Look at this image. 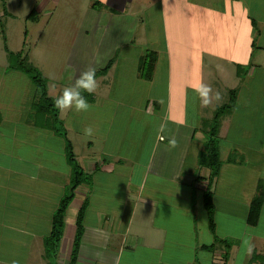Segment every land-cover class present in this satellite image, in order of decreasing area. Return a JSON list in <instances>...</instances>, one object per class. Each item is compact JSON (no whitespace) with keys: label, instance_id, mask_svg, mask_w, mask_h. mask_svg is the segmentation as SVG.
<instances>
[{"label":"crops","instance_id":"1","mask_svg":"<svg viewBox=\"0 0 264 264\" xmlns=\"http://www.w3.org/2000/svg\"><path fill=\"white\" fill-rule=\"evenodd\" d=\"M58 2L59 0H46V5L50 6L49 9L46 8V11L49 12L52 5L56 6ZM62 4L64 6L62 15L66 19L71 17L74 12L78 14V19L84 17L88 20V16H91L100 27H104V23H112L114 19L124 20V17L128 18L132 24L138 21L147 22L149 18L152 19L149 16L156 14L160 32L163 34L158 46L164 48L161 52L167 55V66L164 61L161 62L160 49L148 48L156 53L151 79H142L136 70V80L138 77L145 85L143 86V95L138 96L137 100L129 107L126 105L125 107L130 110L123 112L124 115L121 117L125 120L136 111L138 122L144 115H150L156 119V133L152 148L159 149V157L171 148L169 141L172 138L177 140L178 137H181V141L187 148H190L192 144L196 145L194 148L196 154L200 150L204 138L202 136V141L197 140V137L201 136L197 133L198 130L202 132L204 130L201 125L195 126L194 122L192 124L186 118L200 115L199 117L203 119L199 113L207 108L204 109L199 105L201 109H197V105H191V102L200 103L196 93L192 90V84L202 79L204 83L211 85L214 91H219L223 95L228 89H232L228 84H225V81L227 83L230 80V84L232 81L233 83L240 81L246 84L247 79L250 84L252 81L256 84L264 81V70H262L264 69V0H63ZM33 10L35 11V9ZM8 15L11 16V14ZM37 19L36 15L32 21ZM130 27L127 30H131ZM146 28L150 31L148 23H146ZM116 33L119 35L121 32ZM123 34L128 40L125 39L119 43V39L124 37ZM82 36H87V32H83ZM98 36L101 40L100 44L98 43L95 47L98 51L102 50V42L126 50L140 43V39L136 40V35L129 32H122L121 37H118V42L114 44L106 40L105 32L104 35L103 32H98ZM137 36L139 37V35ZM41 41L42 35L38 33L34 37V47ZM150 44L155 45V42L152 41ZM5 48L11 51L7 47ZM18 51H22L28 61L34 65L27 52L23 49ZM93 58L95 56L90 60ZM140 58L141 55L136 57L138 62ZM109 59L112 60L110 66L112 67L115 58ZM4 60L5 63L0 64V88L3 89L5 95L3 97L5 101L0 97V264H44L42 241L49 232L50 219L58 196L53 201H49L46 198L47 194L39 187L45 189L49 183L56 187H65L68 168L66 169L64 166L63 157L61 165L48 157L49 153L52 155V150L47 152L45 160L42 156L40 160V157L34 152L38 148L37 142L32 139V136H35L31 135V132L26 128L21 129L20 127L21 125L35 127L27 123L31 112L30 103L33 88L29 94L26 93L25 97L21 98V107H16L15 102L12 104V100H8L10 97L6 95V92L9 93V88L6 87L11 82L20 83L23 73L7 69L5 50ZM77 60L78 57L75 56V62H68L69 65L65 70L78 68L80 63ZM172 62L176 63V66ZM73 63H76V66ZM179 64L184 67L183 71L186 70L191 80L184 81V83L175 77L174 73L181 72L182 74ZM236 65L248 66V71L242 78L235 74ZM34 66L36 67V62ZM172 67H175L176 70ZM162 69H165L166 72ZM108 70L104 75L97 77L105 78ZM99 81L102 84L103 81ZM135 84L138 86L136 82ZM68 86L70 85L67 84ZM242 87L245 86L242 85ZM99 88L100 86L93 95L91 94V104H96L95 100L98 98L109 102L114 101L107 90L103 91ZM1 89L0 91H2ZM62 90L63 88L58 85L56 80L49 81L47 79L48 96L57 97ZM240 95L243 100L249 101L256 96L252 91L245 95L243 89H238L235 105ZM247 104H244V108L248 107ZM213 105L215 104L213 103ZM213 105L209 107L211 114L214 109ZM96 106L100 107L101 105ZM24 108L26 109L24 110ZM67 113L64 115L58 111V117L60 115L59 119L63 125L65 123L62 116H66ZM20 117L21 121L19 122ZM201 119L198 120L199 123ZM78 122L80 123L79 120ZM162 125L165 126L164 132L160 131ZM111 130L114 135L117 133L114 128L108 127L99 146L94 142L93 147L91 140L86 141L89 143L83 150H86L87 153H84L83 159L77 160L83 170L93 169L92 175L95 173V181L97 182L98 179L101 182L98 181L94 187L89 189L85 184H80L74 190L75 193L83 196V199L86 195L89 197L83 217V233L76 264H221L220 255L223 252L221 245L216 244L212 251L198 248L200 245L212 243L213 239L198 240L197 230H192L190 227L184 231L185 236L182 235L183 231L179 227L172 228L173 232L170 236L168 227L152 223L153 215L151 213L154 205L152 200L149 206L143 203L145 201L141 202L144 206L136 205V202L132 207L128 206L132 197L136 201H141L139 193L141 181L136 186L130 183L128 177L133 171L134 158L115 155L114 142L112 146L114 137ZM219 138L221 137L219 136ZM90 147L94 148L92 152ZM74 157H76L75 154ZM220 160L222 161V159ZM158 163L161 167L165 164L160 160ZM40 167L41 170H39ZM202 168L204 170L202 174H192L191 176L195 185L182 183L186 184L189 190L188 204L192 215H194L193 203H191L192 190H197L200 184L203 192L208 174V170ZM163 171L158 168L153 172L146 167L141 180L145 178L146 172L154 177L162 175ZM181 174L183 172L178 173V176ZM113 177L120 179L118 180L121 181L118 190L124 197L116 203L113 200L116 190L111 185ZM217 180L218 176L211 186L213 197V186ZM174 182L172 179L171 183ZM41 209H45V213L40 212ZM262 209L264 206H261L260 213ZM68 213L72 215V212L66 209L56 264H68L77 212L72 216ZM250 241L254 246L253 251L264 254V238L255 235ZM182 243L186 245L181 246ZM237 253L238 244L231 241L225 264H235ZM249 256L242 250L240 255L237 254L236 264H247Z\"/></svg>","mask_w":264,"mask_h":264},{"label":"rangeland","instance_id":"2","mask_svg":"<svg viewBox=\"0 0 264 264\" xmlns=\"http://www.w3.org/2000/svg\"><path fill=\"white\" fill-rule=\"evenodd\" d=\"M62 2L63 0H59L56 6L52 5V9L47 12L46 8L49 9L50 6L46 5V0H0V64L5 63L4 46L11 51L23 49L28 53L29 59L33 61L34 65L36 62L37 69L44 77L49 81L56 80L58 85L64 88L67 87V84L71 86L80 73L87 67L94 66L100 68L105 65L109 58L114 57L115 61L113 66L108 70L106 77L103 79L97 77L99 84V80L103 81L99 85V90H107L109 95L114 98V101L109 102L98 98L95 100L96 104L94 105L89 102L92 105L89 111L83 113L68 111L66 116H64L65 113L62 116L65 123V125L63 123L62 125L66 138L72 145V152L76 155L75 159L79 160L85 157L84 153H87V151L83 150V148L89 143H86V141L91 140L92 144L95 142L99 146L107 128H114L117 133L114 135L112 130L111 133L114 137L112 146L114 142L113 150L115 155L118 154L124 157L134 158L133 171L129 174L128 179L135 186L141 181L139 192L141 201H136L132 197V201L128 203V206L132 207L134 202L139 206H144L143 203L149 206L152 200L154 205L152 206L151 214L153 215V221L151 222L158 226L165 225L168 227L167 230L170 236H172V228L179 227L183 231L182 235L185 236L186 233L184 231L190 227L192 230H197L198 240H212L213 235L206 229V214L203 209L201 196L202 186L200 184L198 187L196 186L197 190H192L191 187L193 191L191 193V203H193L194 208V215H192L188 204L189 190L186 184H182L195 185L196 183L191 180L192 174L198 175V173L202 174L204 172L202 167L196 165L197 154L194 150L196 145L192 144L190 148H187L181 141V137H178L176 147H171L165 154L159 157V149L152 148V142L156 133V119L150 115H144L139 120V123L136 111L125 120L121 117L124 115L122 114L123 112L130 110L125 106L127 105L129 107L137 100L138 96L143 95V86L145 85H143V81L138 79V77L136 80L135 77L136 70L138 69L136 57L138 55L142 57L148 48L154 49L155 47L157 50L160 49L159 56L161 62L164 61L167 66V55L161 52L164 48L158 46L161 43L163 34L160 32L156 14L149 16L152 19L149 18L147 22L138 21L132 24L128 18L126 19L124 17V20L114 19L112 23H104V27H100L97 22L93 21L91 16H88V20L87 18L84 19V17L78 19V14L73 12V15L66 19L62 15V9L64 7ZM31 9H35L38 18L36 21H32L30 18L26 19V15ZM8 14H11V16ZM87 14L89 15L88 12ZM146 23H148L150 31L146 28ZM129 27L131 30H127ZM83 32H87V36L83 37ZM98 32H103V35L105 32L107 35L106 40L112 44L118 42V37H121L122 32L133 33V35H136V40L140 39V43L126 50L102 42V50L98 51L95 49L97 47L96 45L101 42ZM116 32L121 33L118 35ZM38 33H41L42 41L34 47V37ZM125 39L128 40L124 35L123 38L119 39V43ZM152 41L155 42V45L150 44ZM75 56L78 57L77 62L80 63L79 67L84 66L80 69H78L79 67H74L75 69L73 70H65L66 66L69 65L68 62H75ZM93 56L95 58L90 60ZM73 64L76 66V63ZM173 64L176 66V63ZM179 66L182 74L181 72L174 73L175 77L179 81L182 80V82L191 80L186 70L185 72L183 71L184 67L180 64ZM172 68L176 70L175 67ZM22 76L20 83L11 82L6 87L9 88V93H12L8 95L9 93L6 92V95L10 97L8 100H12V104L15 102L16 107H21V98H24L26 93L29 94L33 88V84L29 78L27 76L25 77L24 74ZM194 79L196 80L195 76ZM229 81L227 83L225 81V84H228L231 88L243 89L245 95L250 93V91L256 94L255 98L250 101L243 100L242 95H240L232 115L223 119L218 131L221 137H218V151L219 157L222 159V165L218 174V180L215 186H213L214 233L221 239H227L237 243V254L240 255L242 253L243 238L248 237L251 239L255 235L264 238V209L260 213L258 223L254 226H249L245 222L249 199L255 195L257 184L264 185V81L260 82V84H256L254 81L250 84L248 79L246 84L240 81H235V83L232 81V84H230L231 82ZM242 85L245 87H242ZM1 90V100L5 101L3 98L5 97L3 89ZM93 97L95 98V96ZM222 97L221 102H214L215 105H213V108L221 106L226 102L227 94L224 93ZM98 100L99 102L97 103ZM172 103L174 104V102ZM245 103H249L250 105L247 104L248 107L244 108ZM96 105L101 106L98 107ZM191 105H197L196 108H200L199 102L197 104L196 102H191ZM132 111L134 112V110ZM199 114L206 120H209L212 115L209 107ZM199 116H189L186 119L192 124L194 122L195 126H198L203 120ZM110 117H112L111 120ZM58 118H61L60 115ZM199 119H201L200 123L198 122ZM88 126L94 129V135L87 136L84 134L83 129ZM20 127L21 129L26 128V130L31 132V135L35 136H32V139L37 142L38 148L34 152L37 153L40 160L47 158V152L49 150H52L54 155L52 153V156L48 152V157H51L57 164L61 163L63 157L64 166L66 169L68 168V179L65 178V183L68 184L70 168L65 160V139L63 136L28 125H21ZM197 134L201 135L196 136L197 140L200 139L202 141V136L203 138L205 137L204 133L198 130ZM84 138L86 139L84 140ZM200 149H202V145ZM93 150L94 148L90 147V151L92 152ZM232 152L236 153L233 156L234 161L230 163L224 162V158ZM159 160L165 163L162 167L159 166ZM146 167L153 172L156 169L158 170V168L164 171L162 175L154 177L152 174L148 175L146 172L145 178L141 180ZM41 169L40 167L39 170ZM92 171L93 169H84V172L90 174V184L82 183L88 189L94 187L100 181L98 179L97 182L95 181V173L92 175ZM155 172L158 173L157 171ZM180 172H183V174L178 176ZM172 179L175 181L174 183H171ZM118 180L120 179L113 177L111 181V185L116 190L115 196L113 197L114 203L124 199L122 193L118 190L121 183ZM39 188L47 194L46 198L49 201H53L57 196L59 200V197L65 193L64 187H56L54 184L50 185V183L45 186V189L42 187ZM122 192L125 195L123 189ZM82 200H84L83 196L74 192V196L66 209L72 212V215H75ZM87 200H89L88 196ZM142 201L145 202L141 203ZM45 211V209L40 210L42 213H45ZM68 215L71 214L68 213ZM193 225L194 228H192ZM184 245L186 244H181V246ZM237 254L235 256V264L238 261Z\"/></svg>","mask_w":264,"mask_h":264},{"label":"trees","instance_id":"3","mask_svg":"<svg viewBox=\"0 0 264 264\" xmlns=\"http://www.w3.org/2000/svg\"><path fill=\"white\" fill-rule=\"evenodd\" d=\"M36 14L33 9L26 15V19H35ZM7 69L17 70L22 72L33 84V94L30 103V116L27 123L31 125L51 131L56 135H61L65 139V160L70 168L68 184L64 187L65 193L59 198L56 208L54 209L51 219L50 228L48 234L43 238V258L44 264H56V256L59 246V241L62 236L64 227V214L68 204L74 196V190L82 183L90 184V174L84 172L81 166L78 164L72 152V145L66 138L65 130L63 128L61 120L57 116V109L54 105L56 97H50L47 95V79L39 72V70L28 61V58L22 51L11 52L8 51L5 46ZM156 60V53L148 50L144 52V55L138 62V74L144 80L151 79L153 66ZM112 60L109 59L104 66L97 69L96 77L104 75L111 66ZM241 65L235 66V74L242 78L247 72L248 66ZM238 88L228 89L226 91L227 100L221 106H216L209 120L203 119L201 121V128L204 130V141L202 142V149L197 152L196 165L198 167H204L208 170L206 176L205 188L202 192V205L206 214L207 229L211 235H213V242L210 244L200 245V250L212 251L214 244H219L222 247V254L220 255L221 264H225L228 259L229 248L231 241L227 239L218 238L215 231V223L213 219V191L211 186L217 178L221 160L219 158L218 151V131L222 120L228 117L235 106L236 95ZM89 102L92 101V96L84 93ZM234 152L229 153L225 162H233ZM198 178V177H197ZM196 178V179H197ZM88 200L87 195L83 202L79 206L74 222V234L71 241L68 264H76L77 253L79 249L80 239L83 233V217L85 209L87 207ZM264 204V185L257 184L256 193L253 195L248 203L245 222L249 226H254L257 223L260 209ZM260 262L264 264V254L253 251L247 260V264Z\"/></svg>","mask_w":264,"mask_h":264},{"label":"clouds","instance_id":"4","mask_svg":"<svg viewBox=\"0 0 264 264\" xmlns=\"http://www.w3.org/2000/svg\"><path fill=\"white\" fill-rule=\"evenodd\" d=\"M96 72L97 68L94 66H89L82 71L75 79L74 83L71 86L64 87L61 94L55 98V108L61 113H66L68 111L83 113L89 111L92 105L89 103L84 93L91 95L98 89L99 82L96 78ZM191 87L199 98L201 107H210L214 102L219 103L223 99L219 91H214L211 85L204 83L202 79L192 84ZM160 131L164 132L165 126L162 125ZM83 132L87 136L94 135V129L91 126L85 127ZM161 138L163 139V137ZM169 144L170 147H176L177 142L175 138H172ZM253 247L250 238H243L242 250L244 254L251 255Z\"/></svg>","mask_w":264,"mask_h":264}]
</instances>
